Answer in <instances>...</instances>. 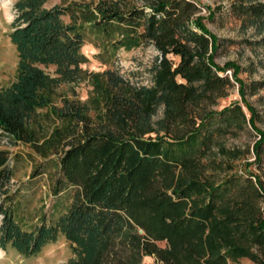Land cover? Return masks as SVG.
<instances>
[{
  "label": "trees",
  "instance_id": "16d2710c",
  "mask_svg": "<svg viewBox=\"0 0 264 264\" xmlns=\"http://www.w3.org/2000/svg\"><path fill=\"white\" fill-rule=\"evenodd\" d=\"M47 1L13 4L16 76L0 88V249L29 257L62 237L72 257L60 264H264L262 180L248 162L237 171L245 159L220 141L250 129L254 164L262 161L246 84L213 62L220 42L204 20L223 6L203 16L193 0ZM226 1L245 27L263 29L264 0ZM86 43L107 69L81 68ZM143 47L156 54L148 85L111 69L117 52ZM83 81L85 102L59 96V86ZM235 83L243 107H220ZM18 146L32 152L31 180L12 188L8 148ZM41 176L52 196L71 189L50 218L22 203Z\"/></svg>",
  "mask_w": 264,
  "mask_h": 264
},
{
  "label": "rangeland",
  "instance_id": "374dc122",
  "mask_svg": "<svg viewBox=\"0 0 264 264\" xmlns=\"http://www.w3.org/2000/svg\"><path fill=\"white\" fill-rule=\"evenodd\" d=\"M16 0H0V88L10 84L15 76L16 51L9 42L8 35L11 32V23L15 16L13 4ZM63 0H48L44 7L60 4ZM78 3H88L94 0H71ZM200 7V14L208 15L207 7L215 8L218 4L222 9L216 12L212 21L204 20L208 33L219 40L220 45L213 62L218 67L230 65L224 74L230 80L235 76L246 84V100L257 113L255 125L264 132V26L261 31L255 27H245L240 20H237L229 13L228 2L226 0H193ZM81 52L88 62L81 65L83 70L88 72H101L107 67L101 66L95 59L97 49L86 43ZM155 52L151 47H143L131 51H119L116 53L111 69L117 70L119 74L129 82L136 85H148L150 82L149 68L155 59ZM44 72L53 76L52 68L43 69ZM238 70V71H237ZM234 82V80L232 81ZM91 87L86 81L78 85H61L57 92L60 97L76 99L85 102L88 98ZM238 102L242 107L243 103L238 96V85L235 83L233 89L229 91L226 99L220 101V107ZM244 112L246 110L243 108ZM247 117L249 114L246 113ZM161 117V109H158L153 122ZM50 123L48 126L50 128ZM248 129V127H247ZM258 137L250 131L241 130L235 137H221L220 141L228 149L241 152V159L233 162L237 171L243 170L248 162L251 166L247 167L249 172L259 175L264 186V155L262 161L254 164L252 145ZM5 146V145H3ZM12 152L11 157L16 155L13 163L12 188H19L22 183L30 181L32 167L25 158L26 153H32L24 146L8 148ZM23 200L24 209H38V213L45 214L46 218L62 213L71 201V189L57 196L49 194V181L45 176L35 178ZM264 205V202L261 204ZM159 244V246H161ZM72 257L71 247L62 237H58L52 244L44 246L36 255L24 257L18 255L13 249H0V264H60L65 263ZM141 264H154L152 257H146ZM238 264H252L247 259H240Z\"/></svg>",
  "mask_w": 264,
  "mask_h": 264
}]
</instances>
